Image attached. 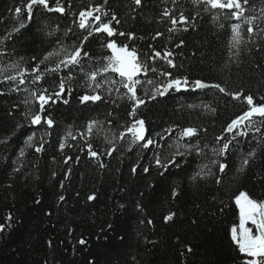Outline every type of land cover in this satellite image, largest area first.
Instances as JSON below:
<instances>
[{"label":"trees","instance_id":"trees-1","mask_svg":"<svg viewBox=\"0 0 264 264\" xmlns=\"http://www.w3.org/2000/svg\"><path fill=\"white\" fill-rule=\"evenodd\" d=\"M48 2L51 8L57 6V0ZM27 3L0 0V223L11 224L0 233V264H242L244 256L230 232L238 220L234 196L245 191L264 200V126L261 133L251 131L248 137L233 139V133L224 130L247 110L246 102L215 88L194 89L192 81L220 84L228 92L251 94L257 102H264V19L254 22L249 35L242 20L226 18L227 10L205 11L203 4L193 0H143V7L134 12L132 0H108L107 4L104 0H59L63 14L35 5L30 20ZM251 4L246 14L260 17L262 0H251ZM96 5L103 6L102 20L106 22L115 13L120 21L113 22L116 32L133 33L134 39L108 38L103 33L89 37L84 50L91 58H83L72 79L66 80L70 91L59 102L46 105L42 123L32 125L31 115L39 111V105L31 92L57 91L68 70L45 73L38 84L32 82L30 73L24 84L4 81L3 76L15 75L20 68L31 69L47 52L59 48L58 41L69 50L78 45L88 33L73 18ZM17 7L22 9L19 14ZM165 10L177 18L183 13L190 18L188 25L177 24V30L169 32L172 25L163 15ZM21 22L25 27L13 32ZM235 23L241 24L243 36L238 49L230 46ZM157 32L162 35L157 37ZM108 39L135 48L146 63L189 80L187 90L172 89L155 100L145 97L146 105L137 111L135 118L145 121L146 136L162 145V150L136 144L129 151L131 137L119 138L133 118L128 115L131 102L126 96L120 98L126 90L120 88L118 93V84L107 83L119 80L116 74L98 76L99 89L86 86L85 73L101 68L104 57L112 54L102 46ZM181 40L183 45L176 47ZM153 50L171 51L176 67L168 68L161 59L148 60ZM237 51L238 56L234 55ZM61 58L51 57L41 69L54 66ZM139 78L145 80L143 75ZM147 78L167 79L151 72ZM151 88L145 83L138 95L145 96ZM85 94H99L102 100L82 104L79 98ZM48 117L54 121L51 128L43 122ZM90 121L100 123L90 136L83 135ZM189 127L197 130L196 135L180 139V132ZM29 136L33 137L30 147L25 143ZM217 136L232 141L227 156L213 152L226 142L217 141ZM89 143L99 159L88 155ZM40 145L43 150L36 152ZM188 145H199L202 152L189 150ZM253 148L255 159L243 173L238 172L241 158ZM177 150L185 153L177 157L180 167H170L161 176L163 169L155 166L154 153L170 157ZM66 158H70L68 163ZM213 161L226 163L225 172L221 174ZM133 166L137 167L135 174ZM145 166L151 167L150 173L143 172ZM198 172L202 177L193 180ZM173 189L178 192L175 198ZM90 195L95 199L89 201ZM170 212L175 213L174 219L165 223L163 216ZM81 239L84 244L79 243ZM186 246L193 251L187 252Z\"/></svg>","mask_w":264,"mask_h":264},{"label":"snow or ice","instance_id":"snow-or-ice-1","mask_svg":"<svg viewBox=\"0 0 264 264\" xmlns=\"http://www.w3.org/2000/svg\"><path fill=\"white\" fill-rule=\"evenodd\" d=\"M173 3L176 0H172ZM104 3L107 4L108 0H104ZM132 3L136 6L132 9V11H136V8L143 7V0H132ZM194 4H203L205 6V11L210 10H227L228 19L243 21L244 24L247 25V33L252 35L254 32V22L260 18L264 19V7L260 9V17L254 15H247V9L253 7L251 4V0H193ZM262 4H264V0H262ZM35 5H42L48 11H55L63 14L65 12V8L59 5V0H57V6L55 8L49 7L48 0H28L26 4V9L28 13V19H31L32 9ZM101 5L90 6L86 10H81L79 12V28L82 30H87V35L84 36L78 45H72L71 50L60 44L58 41L59 48L54 49L53 51L47 52L44 57L37 62L31 69L20 68L15 75H4V81H17L18 84L25 83V76L29 73L33 75V83L38 84L43 75L45 73H60L64 69L68 70L69 75L66 78H62L58 84V90L49 94L47 89L42 91H32L31 96L35 98L39 105V111L35 114L31 115L30 122L32 125H39L42 123V113L46 110V105H51L59 102L63 96L67 95L70 89L66 88V80L72 79V72L76 66L81 65L83 58H91L90 53L84 50L85 42L91 37L94 33H103L106 34L108 38L114 37L115 35L125 36L127 39H134L133 33H117L113 27V22L119 24L115 13L111 14V19L106 22L102 20L100 15L102 11ZM21 8L17 7L15 12L19 14L21 12ZM96 13V15H94ZM104 15H108L107 12ZM165 17L168 18L172 27L169 28V32L176 31L177 24L188 25L189 17H186L183 13L179 15V17H175L170 14L168 10H165L163 13ZM199 15V13H197ZM191 19H194L191 18ZM95 25L89 30V25ZM25 27L24 23L21 22L19 28H13V32H18L20 28ZM187 30V27L184 29ZM71 31V29H69ZM232 37L230 46L231 48L238 49L240 44L243 42V36L241 33V24L235 23L231 26ZM12 33H9V38ZM162 35L157 32L156 36ZM183 45V41L181 40L176 47H180ZM111 51V56L104 57L106 63L103 64L101 68H97L95 71L85 73V78L89 82L86 86L94 89L101 88V83L97 80L98 76H102L104 73H114L119 77V80L112 79L107 81V83L111 85H119V87L115 88V91L119 93L120 88L126 90L124 94L120 98H124L126 96L127 100L131 102V110L128 112V115L132 117V122L127 126H124V131L119 133V138L121 140L125 139L127 136L131 137L129 141V151L131 150L132 145L140 144L141 147L148 149L152 145H156L158 148H163L155 139L148 138L146 136L145 129V121L143 119H136L137 111L141 108V106L146 105V99L155 100L157 96H164L169 90L180 91L182 88L184 90L188 89L189 80L187 77H175L171 71L166 69H158L152 66L149 63L141 60L140 55L138 54L135 48L130 47L127 44L120 45L113 39H108L106 44L102 45ZM151 47V45L149 46ZM173 53L171 51H165L161 53L160 51L153 50L148 56L147 59L155 62L157 59L164 60L168 66V68H175L176 65L170 57H172ZM234 55H239L237 51ZM61 57L54 66L45 67L41 69V64H44L51 57ZM36 58L33 57V60ZM13 68H17V65H13ZM3 70H0V74H2ZM151 72L158 76L166 77L167 79L163 82L159 80L153 81L152 79H148V73ZM141 75L145 77V80L142 82L139 78ZM19 77V79H17ZM152 85L150 92L146 91L145 96L138 95V90L144 86V84ZM192 87L194 89H203V88H215L219 92L224 93L226 95H230L234 100H243L247 104V110L244 111L241 115L232 119L230 123H228L225 128V132L233 133V139L236 137H248L249 132L254 131L255 133H261L262 126H264V102H257L253 95L244 94L240 91L237 92H228L224 87L220 84H206L201 80L192 81ZM18 90V89H13ZM113 89L109 88L108 91L111 92ZM2 94V93H0ZM80 102L82 104L87 102H96L101 101L102 97L99 94H85L80 96ZM261 100L264 101V97H261ZM66 104L67 100H63ZM27 103V101H26ZM192 107V105H189ZM207 107V106H205ZM214 111V109H213ZM43 122L47 124L49 128L53 127L54 121L50 117L43 119ZM99 121H90L83 135L90 136L93 133L94 128L99 124ZM111 123V121H109ZM243 126V127H242ZM235 130V131H234ZM166 131H171L168 129ZM195 128H185L180 134L179 138L184 139L185 137L191 138L196 135ZM75 139V137H73ZM160 139L163 140L164 136H160ZM217 141L225 140L219 149H213V152L218 156H227L230 151V145L232 144L231 140H227L226 137L217 136ZM264 139V137H262ZM33 140L32 136H29L27 141L25 142L27 146H31V141ZM142 142V143H141ZM259 144V141L257 142ZM88 149V155L92 158L99 159L100 154L93 150L92 145L89 143L86 145ZM65 147L64 143L60 144V149L63 150ZM189 150L195 149L198 154L202 152V149L199 148V145H188ZM43 150V145L37 146L35 148L36 152H41ZM112 149L108 151V155L112 154ZM21 156H23V149L21 150ZM184 152H180L179 150L171 153L170 157H162L160 152L154 153L152 159L155 162V166L157 169H163L159 174L163 176L165 172L169 170L170 167H180V163L177 160V157L184 156ZM256 157V149L253 148L246 155L241 158L240 166L237 168V171L243 173L245 169L250 165V162ZM68 159L66 158L65 163H68ZM213 164L218 165L219 172L222 174L225 172L227 168V164L219 161H213ZM100 167H104V164H100ZM14 171H20L19 168L14 169ZM131 171L135 174L137 172V167L133 166ZM151 167L145 166L143 167V172L145 174L150 173ZM203 171V170H202ZM208 175H211V171L209 170ZM197 177H202V172H198L192 178L195 180ZM222 180L218 177L216 180L217 184H220ZM63 187V185H61ZM178 195L176 189H173L172 196L175 198ZM65 197L61 195L59 197L60 201H63ZM95 196H88V200H94ZM40 201H36L39 203ZM234 202L236 207L239 210V224L233 225L231 232V240L238 248L239 253L244 256L242 264H264V200H257L252 198L249 193L245 191H240L237 195L234 196ZM121 209L125 206L123 204L119 205ZM139 208L140 205L138 204ZM142 210V209H141ZM175 213H168L163 216V220L165 223L173 221ZM7 221H11L12 217L8 216L6 218ZM149 224L152 223L151 220L147 221ZM6 227H11L10 223H0V233H2ZM80 244H84L85 241L81 239L79 241ZM187 252L191 253L193 249L189 246H186ZM183 255V253H181ZM45 264H48L45 261Z\"/></svg>","mask_w":264,"mask_h":264},{"label":"rangeland","instance_id":"rangeland-1","mask_svg":"<svg viewBox=\"0 0 264 264\" xmlns=\"http://www.w3.org/2000/svg\"><path fill=\"white\" fill-rule=\"evenodd\" d=\"M234 204H235V202H234ZM236 206V205H235ZM236 209H237V212H238V220H237V224H235V225H238L239 224V210H238V208L236 207Z\"/></svg>","mask_w":264,"mask_h":264},{"label":"bare ground","instance_id":"bare-ground-1","mask_svg":"<svg viewBox=\"0 0 264 264\" xmlns=\"http://www.w3.org/2000/svg\"><path fill=\"white\" fill-rule=\"evenodd\" d=\"M69 3L71 2V1H68ZM84 2H86V1H84ZM76 14H77V12H75ZM73 20H79V17H75V18H73Z\"/></svg>","mask_w":264,"mask_h":264}]
</instances>
